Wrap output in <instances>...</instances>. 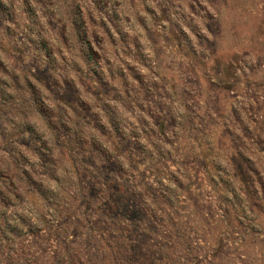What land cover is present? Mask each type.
<instances>
[{
  "label": "rangeland",
  "instance_id": "374dc122",
  "mask_svg": "<svg viewBox=\"0 0 264 264\" xmlns=\"http://www.w3.org/2000/svg\"><path fill=\"white\" fill-rule=\"evenodd\" d=\"M0 264H264V0H0Z\"/></svg>",
  "mask_w": 264,
  "mask_h": 264
}]
</instances>
